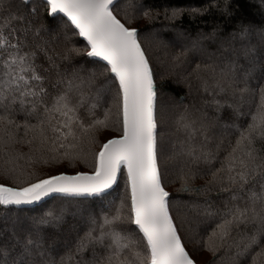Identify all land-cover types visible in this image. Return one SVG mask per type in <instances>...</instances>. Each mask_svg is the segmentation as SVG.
I'll list each match as a JSON object with an SVG mask.
<instances>
[{
	"label": "snow or ice",
	"instance_id": "1",
	"mask_svg": "<svg viewBox=\"0 0 264 264\" xmlns=\"http://www.w3.org/2000/svg\"><path fill=\"white\" fill-rule=\"evenodd\" d=\"M210 6L234 22L185 37L173 60L197 57L183 82L200 103L166 111L139 0H0V264H197L173 175L203 197L184 206L211 222L209 251L264 264V0L258 21ZM45 198L43 214H21Z\"/></svg>",
	"mask_w": 264,
	"mask_h": 264
},
{
	"label": "trees",
	"instance_id": "2",
	"mask_svg": "<svg viewBox=\"0 0 264 264\" xmlns=\"http://www.w3.org/2000/svg\"><path fill=\"white\" fill-rule=\"evenodd\" d=\"M145 8L151 11L154 19L139 18L134 26L138 27L142 33L143 44L146 51L153 60V67L157 73L158 87L161 89L163 96L161 97L166 111L169 106L180 101L184 97V103L190 104L195 101L199 105V93L196 88V83L193 81L191 93L187 85L183 82V78L191 70L193 53L188 56L181 57L179 61H174L173 57L183 52L188 46V39L185 37H195L198 32H209L213 27V22L217 20H233V17H222L215 7H211V0H139ZM222 2V0H220ZM260 0H230L233 16L235 18H243L245 20H259L261 8L255 7L259 5ZM208 7V12L203 14L189 15L185 11L176 19H166L165 10L181 8H204ZM234 22V20H233ZM208 43V42H205ZM212 50V49H210ZM206 62V61H205ZM112 135V133H108ZM22 152L28 153L27 147L17 146ZM21 165H26L29 162L25 159L19 161ZM4 167L3 156L0 155V168ZM40 168L39 165H36ZM83 168V165H80ZM88 170V169H85ZM41 171H48L42 168ZM0 177V181H2ZM175 182L169 185V191L177 198L180 205L174 211V215H178L177 223L181 233L184 236L186 246L193 253L198 264H233L234 249H229L227 245L221 248L216 253L208 250L204 243L206 239L205 228L210 231V224L198 223L197 219L190 213L186 212L185 204L191 201H202L203 197L197 196L195 193H186L178 191L181 184L175 175L171 177ZM120 187L113 192L112 197L116 198L123 192V177L119 180ZM205 183L203 179H197L194 182L195 187H200ZM215 197V193L211 194ZM52 200L39 207L26 208L21 213L22 215L39 216L47 211L52 206ZM191 216V219L187 217ZM181 220H184L181 223Z\"/></svg>",
	"mask_w": 264,
	"mask_h": 264
},
{
	"label": "water",
	"instance_id": "3",
	"mask_svg": "<svg viewBox=\"0 0 264 264\" xmlns=\"http://www.w3.org/2000/svg\"><path fill=\"white\" fill-rule=\"evenodd\" d=\"M119 182V181H118ZM116 187V186H114ZM51 198H45L44 201H41V202H38V203H35V204H32V205H26V206H23V208H34V207H38L40 205H42L43 203L47 202L48 200H50ZM198 264V263H197Z\"/></svg>",
	"mask_w": 264,
	"mask_h": 264
},
{
	"label": "rangeland",
	"instance_id": "4",
	"mask_svg": "<svg viewBox=\"0 0 264 264\" xmlns=\"http://www.w3.org/2000/svg\"><path fill=\"white\" fill-rule=\"evenodd\" d=\"M46 203V202H45ZM44 204V203H43ZM41 206V205H40ZM39 207V206H38ZM24 209H26V208H24Z\"/></svg>",
	"mask_w": 264,
	"mask_h": 264
}]
</instances>
